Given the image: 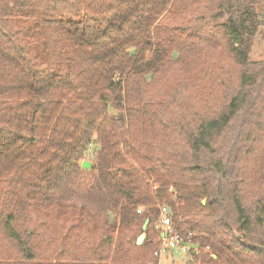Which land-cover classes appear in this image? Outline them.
Returning a JSON list of instances; mask_svg holds the SVG:
<instances>
[{
    "label": "trees",
    "instance_id": "16d2710c",
    "mask_svg": "<svg viewBox=\"0 0 264 264\" xmlns=\"http://www.w3.org/2000/svg\"><path fill=\"white\" fill-rule=\"evenodd\" d=\"M6 1L0 264H158L161 204L200 247L189 264H264V74L247 69L264 0ZM89 178L113 220L63 197Z\"/></svg>",
    "mask_w": 264,
    "mask_h": 264
},
{
    "label": "rangeland",
    "instance_id": "374dc122",
    "mask_svg": "<svg viewBox=\"0 0 264 264\" xmlns=\"http://www.w3.org/2000/svg\"><path fill=\"white\" fill-rule=\"evenodd\" d=\"M8 6H9L8 1L6 0L0 1V9L2 7L6 8ZM1 14L3 15L4 13L2 12L0 13V15ZM48 34L51 38L54 51L61 50L65 44L64 42L65 36L61 35L56 30H52L48 32ZM175 57H176L175 61L173 62L175 65H173L167 72L155 78L149 77L147 79V83L144 84L145 85L144 89L145 88L148 89V92L151 95V97L156 98L167 87L166 85H168L169 79L176 72L179 71L180 65H179V62H176L178 55ZM0 60H3L1 56H0ZM247 69L249 71V74L252 77H256V76L258 77L260 74H264V28L259 31V33L256 35L254 39V43H253V46H252V49L249 55V66ZM7 75H9V72L7 70L6 65L2 61H0V81H3V79L6 78ZM182 87L184 86L181 85L179 89H181ZM110 111L111 113H116L113 109H110ZM97 152H98V146L92 145L91 147H89L85 155L84 161L88 162L91 165V167L85 170L90 171L93 168V166L95 165V160H96L95 157H96ZM92 184H95V180H91L90 178L85 179V181L76 180L75 183H70V185L64 186L63 197H65V199L68 200V202H71L77 205L83 204L96 212H100V213L102 212L103 215L106 214V217L110 218V220H113L114 215L105 210V206H108L107 203L103 204V210H102L100 203L93 202L92 198H96L98 194L97 192H94L96 188L90 187ZM97 190L99 191L100 196H105V197L107 196V193L105 190H101L99 188ZM159 206H163V205L161 204ZM140 209L143 210L144 208L141 207ZM155 226H156V223L154 225V228ZM61 227L62 226L60 224H55V225L52 224L49 226V229L43 230L40 233L41 236L39 240H42L43 242L45 241L44 242L45 247H47L48 244H50L52 240H57L58 238L57 235L58 233L61 232ZM1 244L3 245L9 244V247L11 248V244L10 243L6 244L4 240H1ZM158 244H159V241H158ZM159 246L160 245H158V249L155 252V256L156 258H158V264H161V259L159 256V248H160ZM192 261H193V258L190 256L182 255V254H175L173 257L169 256L168 259L163 260V263L164 264H189Z\"/></svg>",
    "mask_w": 264,
    "mask_h": 264
},
{
    "label": "built area",
    "instance_id": "2783aa9c",
    "mask_svg": "<svg viewBox=\"0 0 264 264\" xmlns=\"http://www.w3.org/2000/svg\"><path fill=\"white\" fill-rule=\"evenodd\" d=\"M159 217L156 222V231L159 234V256L161 259V264L163 260L169 258V256H174L175 254L187 255L193 258L196 254L199 253L200 247L197 244H194L192 241V236L185 237L181 235L175 225L173 220V213L168 206H159ZM142 209L138 210V213H141ZM207 251H210L209 247L206 248ZM215 257V256H213Z\"/></svg>",
    "mask_w": 264,
    "mask_h": 264
},
{
    "label": "water",
    "instance_id": "95a60500",
    "mask_svg": "<svg viewBox=\"0 0 264 264\" xmlns=\"http://www.w3.org/2000/svg\"><path fill=\"white\" fill-rule=\"evenodd\" d=\"M90 167H91V165L88 162L84 161L82 163V168L89 169ZM205 203H206V200H203V204H205ZM149 224H150V220L147 219L143 225V233L137 239V245L138 246H141L145 242L146 237H147V230H148Z\"/></svg>",
    "mask_w": 264,
    "mask_h": 264
}]
</instances>
